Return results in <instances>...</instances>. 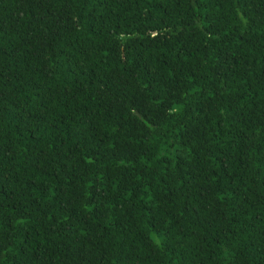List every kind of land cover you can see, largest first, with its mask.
I'll return each instance as SVG.
<instances>
[{
	"label": "trees",
	"instance_id": "16d2710c",
	"mask_svg": "<svg viewBox=\"0 0 264 264\" xmlns=\"http://www.w3.org/2000/svg\"><path fill=\"white\" fill-rule=\"evenodd\" d=\"M0 264H264V0H0Z\"/></svg>",
	"mask_w": 264,
	"mask_h": 264
}]
</instances>
